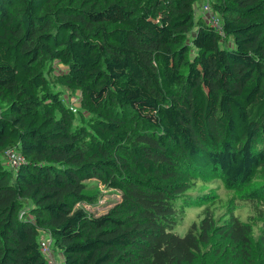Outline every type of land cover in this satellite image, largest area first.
<instances>
[{"label": "trees", "instance_id": "16d2710c", "mask_svg": "<svg viewBox=\"0 0 264 264\" xmlns=\"http://www.w3.org/2000/svg\"><path fill=\"white\" fill-rule=\"evenodd\" d=\"M0 101V264H50L45 237L64 264H264V0H0ZM217 182L249 217L174 232Z\"/></svg>", "mask_w": 264, "mask_h": 264}, {"label": "rangeland", "instance_id": "374dc122", "mask_svg": "<svg viewBox=\"0 0 264 264\" xmlns=\"http://www.w3.org/2000/svg\"><path fill=\"white\" fill-rule=\"evenodd\" d=\"M106 1H115V0H106ZM207 2L198 3L197 10H196V18H199L201 15L206 17L207 19L210 17L211 12H207L205 9ZM220 18V17H219ZM221 20V19H220ZM222 22V21H221ZM223 25V24H222ZM47 69L51 71L52 75L56 79L51 84V88L58 90L61 98L65 102L67 108L75 115L78 114L79 110L84 106L86 103V96L81 89H75L68 85L61 83V78L64 76L66 72L65 66H63L58 61H50L47 63ZM58 84V85H57ZM1 102V101H0ZM1 112V107H0ZM5 163L8 165V160L5 158ZM22 164V162H21ZM19 164L17 167H19ZM9 166V165H8ZM16 167V168H17ZM213 190H210V187ZM102 188V195L101 199L96 204H85V208L90 212L95 213V215H101L106 213L114 204L120 199L119 192L112 190V189H105L103 186ZM201 189L205 193H211L212 198L206 199L201 206L187 208L186 214L182 220L174 227V232H177L179 235H185L186 231L188 230L189 226L193 221L198 220V215L204 210L210 203H215L219 209H224L228 202L236 201L235 205L236 208L233 210V213L241 218L242 220H246L251 213V208L248 204H245L243 198L236 197L234 192L226 190L220 183H216L215 185L208 184V187L201 186ZM196 192L192 191L190 194H194ZM47 237L44 238V240ZM49 248H50V255L53 264H64V258L61 251L54 247V243L51 241Z\"/></svg>", "mask_w": 264, "mask_h": 264}, {"label": "built area", "instance_id": "2783aa9c", "mask_svg": "<svg viewBox=\"0 0 264 264\" xmlns=\"http://www.w3.org/2000/svg\"><path fill=\"white\" fill-rule=\"evenodd\" d=\"M205 9L207 12H211L210 17L207 19L208 24L211 27H213L216 32H218L220 35L223 36L224 29H223V25H222V22L219 16L212 11L210 5L206 4ZM5 157L8 160V165L13 168H16L19 164H21V162L24 161V157L21 154L16 153L14 150H7V152L5 153ZM49 241H51L49 238L43 240L41 242V247L44 253L48 256L49 262L51 264L52 260H50L51 255H50V248H49L50 242Z\"/></svg>", "mask_w": 264, "mask_h": 264}]
</instances>
